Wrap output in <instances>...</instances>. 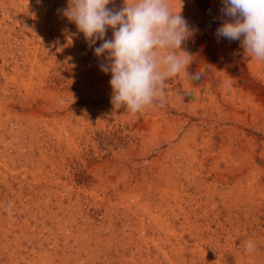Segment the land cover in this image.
Returning <instances> with one entry per match:
<instances>
[{
  "label": "rangeland",
  "instance_id": "obj_1",
  "mask_svg": "<svg viewBox=\"0 0 264 264\" xmlns=\"http://www.w3.org/2000/svg\"><path fill=\"white\" fill-rule=\"evenodd\" d=\"M169 4L193 62L131 114L68 0H0V74L18 85L0 75V264H264V61L217 40L222 0Z\"/></svg>",
  "mask_w": 264,
  "mask_h": 264
},
{
  "label": "clouds",
  "instance_id": "obj_2",
  "mask_svg": "<svg viewBox=\"0 0 264 264\" xmlns=\"http://www.w3.org/2000/svg\"><path fill=\"white\" fill-rule=\"evenodd\" d=\"M113 0H68L63 14L73 21L97 57H105L101 71L111 72L109 81L116 109L125 107L136 114L157 99L163 102L164 86L193 62L182 43L192 34L188 21L180 12L171 10L169 0H134L118 11L108 8ZM223 22L216 29L217 40L240 41L245 52L264 61V0H222ZM113 38L105 39L107 29ZM197 72L191 77L201 79ZM186 93L191 89H185ZM11 207V205H9ZM256 245L249 240L245 252L252 253Z\"/></svg>",
  "mask_w": 264,
  "mask_h": 264
},
{
  "label": "bare ground",
  "instance_id": "obj_3",
  "mask_svg": "<svg viewBox=\"0 0 264 264\" xmlns=\"http://www.w3.org/2000/svg\"><path fill=\"white\" fill-rule=\"evenodd\" d=\"M22 3V2H21ZM215 3V2H214ZM16 4V3H15ZM118 4V3H117ZM12 5V4H11ZM17 5H19V4H17ZM119 5V4H118ZM20 6V5H19ZM44 7H43V10L45 11V10H47L49 7V5H47V4H44L43 5ZM41 8H42V6H41ZM37 11V10H36ZM33 14V13H32ZM27 17V16H26ZM6 29V28H5ZM8 29V28H7ZM2 30V29H1ZM27 30V29H26ZM43 31V30H42ZM7 32V31H6ZM28 32V31H27ZM0 33H2V32H0ZM10 34V33H9ZM57 34V33H56ZM61 34V33H60ZM5 35V34H4ZM23 37H25V36H23ZM3 39V38H2ZM4 39H6V38H4ZM38 39V38H37ZM13 41V40H12ZM26 41V40H25ZM37 42V41H36ZM49 42V41H48ZM53 42V41H52ZM50 43V42H49ZM215 44V43H214ZM7 45V44H6ZM43 45V44H42ZM69 45V44H68ZM225 45V44H224ZM5 46V45H4ZM14 47V46H13ZM36 47V46H35ZM34 47V48H35ZM4 48H6V47H4ZM25 48V47H24ZM61 48V47H60ZM75 48V47H74ZM11 49V48H10ZM23 49V48H22ZM21 49V50H22ZM49 49H50V47H49ZM26 50V49H25ZM54 50H55V48H54ZM66 50V49H65ZM64 50V51H65ZM85 50V49H84ZM242 50V49H241ZM7 51V50H6ZM24 51V50H23ZM70 51V50H69ZM15 52V51H14ZM74 52V51H73ZM7 53V52H6ZM241 53H242V51H241ZM13 54V53H12ZM36 54V53H35ZM45 54V53H44ZM38 55V54H37ZM72 55V54H71ZM93 55V54H92ZM3 56H5V55H3ZM2 56V57H3ZM16 56V55H15ZM45 56V55H44ZM7 57V56H6ZM26 57V56H25ZM77 57V56H76ZM76 57H74V58H76ZM12 58V57H11ZM73 58V57H72ZM42 59V58H41ZM11 61V60H10ZM27 62H28V60H27ZM30 62H33V61H30ZM11 63V62H10ZM15 63H17V62H15ZM33 63H35V62H33ZM28 65V64H27ZM72 65V64H71ZM76 65V64H75ZM30 66V65H29ZM2 67V66H1ZM39 68V67H38ZM87 68V67H86ZM16 69V68H15ZM10 70V69H9ZM20 70V69H19ZM29 71V70H28ZM65 71V70H64ZM61 72V71H60ZM19 73V72H18ZM22 73V72H21ZM28 74V73H27ZM30 74V73H29ZM66 74V73H65ZM90 74V73H89ZM0 75H2V78H3V80H4V82L6 83V84H12V85H14L16 88L18 87V85L14 82V80H15V72L14 71H11V72H8V71H6V70H4V69H2L1 70V74ZM43 75V74H42ZM36 76V75H35ZM90 76V75H89ZM107 77V76H106ZM19 78V77H18ZM72 78V77H71ZM67 80V79H66ZM82 81H83V79H82ZM45 82V81H44ZM102 82V81H101ZM16 84V85H15ZM47 84V83H46ZM67 84V83H66ZM3 85V84H2ZM20 85V84H19ZM98 85V84H97ZM1 86V85H0ZM6 86H8V85H6ZM46 86V85H45ZM3 87V86H2ZM57 87V86H56ZM55 87V88H56ZM1 88V87H0ZM4 88V87H3ZM11 88V87H10ZM22 88V87H21ZM43 88V87H42ZM53 88V87H52ZM5 89H7V88H5ZM45 89V88H44ZM232 89V88H231ZM20 90V89H19ZM45 91V90H44ZM49 92V91H48ZM28 94V93H27ZM31 94H33V93H31ZM30 93H29V95H31ZM44 94V93H43ZM12 95V94H11ZM9 96V95H8ZM13 97V96H12ZM18 97H19V95H18ZM23 97H26V96H23ZM34 97V96H33ZM40 97V96H39ZM19 99V98H18ZM23 99V98H22ZM25 99V98H24ZM24 103H25V101H24ZM244 103V102H243ZM11 104V103H10ZM21 104V103H20ZM26 104V103H25ZM28 104V103H27ZM248 104V103H247ZM7 105V104H6ZM31 105V104H30ZM244 105V104H243ZM26 106V105H25ZM58 107H60V106H58ZM9 108V107H8ZM175 108V107H174ZM2 109H3V107H2ZM21 110V109H20ZM55 110V109H54ZM75 110V109H74ZM77 110V109H76ZM238 110V109H237ZM240 110V109H239ZM5 111V110H4ZM31 111V110H30ZM46 111V110H45ZM93 111V110H92ZM91 111V112H92ZM28 112V111H27ZM61 112V111H60ZM90 112V111H89ZM25 113V112H24ZM42 113V112H41ZM51 113V112H50ZM72 113V112H71ZM75 113H77V112H75ZM140 113V112H139ZM146 113V112H145ZM82 114V113H81ZM29 115H30V113H29ZM35 115V114H34ZM40 115V114H39ZM84 115V114H83ZM36 116V115H35ZM115 116V115H114ZM70 117V116H69ZM116 117V116H115ZM14 118V117H13ZM10 119V118H9ZM32 119V118H31ZM34 119H36V118H34ZM143 119V118H142ZM49 120V119H48ZM51 120V119H50ZM49 120V121H50ZM68 120V119H67ZM144 120V119H143ZM233 120V119H232ZM17 121H19V120H17ZM24 121V120H23ZM31 122V121H30ZM48 122V121H47ZM78 122V121H77ZM0 123H2V122H0ZM34 123V122H33ZM79 123V122H78ZM9 124V123H8ZM29 124V123H28ZM12 125V124H11ZM200 125V124H199ZM78 127V126H77ZM9 129V128H8ZM234 129H235V127H234ZM3 130V129H2ZM35 130V129H34ZM179 130V129H178ZM30 131V130H29ZM242 131V130H241ZM8 132V131H7ZM10 132V131H9ZM4 133V132H3ZM178 133V132H177ZM42 136V135H41ZM56 136V135H55ZM62 137V136H61ZM176 137V136H175ZM174 137V138H175ZM230 137V136H229ZM233 137V136H232ZM264 137V136H263ZM33 138V137H32ZM170 138V137H169ZM176 139V138H175ZM35 140V139H34ZM226 140V139H225ZM33 141V140H32ZM173 141V140H172ZM200 141V140H199ZM203 141V140H202ZM205 141V140H204ZM210 141V140H209ZM221 142V141H220ZM225 142V141H224ZM35 143V142H34ZM222 143V142H221ZM12 144V143H11ZM28 144V143H27ZM31 144V143H30ZM231 144V143H230ZM49 145V144H48ZM238 145V144H237ZM59 146V145H58ZM6 147H9V146H6ZM217 147V146H216ZM5 148V147H4ZM34 148H35V146H34ZM215 148V147H214ZM249 148V147H248ZM22 149V148H21ZM30 149V148H29ZM28 149V150H29ZM48 149V148H47ZM211 149V148H210ZM26 150V149H25ZM19 151V150H18ZM50 152V151H49ZM211 152H213V151H211ZM210 152V153H211ZM207 153H209V152H207ZM32 154H34V153H32ZM210 155V154H209ZM4 156V155H3ZM40 156V155H39ZM32 157V156H31ZM205 157V156H204ZM9 158V157H8ZM4 159V158H3ZM206 159V158H205ZM53 160V159H52ZM55 160V159H54ZM1 161V160H0ZM7 161V160H6ZM45 161H46V159H45ZM3 162V161H2ZM38 162V161H37ZM21 164V163H20ZM208 164V163H207ZM1 165V164H0ZM24 165V164H23ZM12 166V165H11ZM25 166V165H24ZM35 166V165H34ZM46 166V165H45ZM253 166V165H252ZM28 167V166H27ZM8 168V167H7ZM10 168V167H9ZM16 168V167H15ZM24 169V168H23ZM255 169V168H254ZM6 170V169H5ZM35 170V169H34ZM7 171V170H6ZM22 171V170H21ZM26 171H27V169H26ZM47 171V170H46ZM13 173V172H12ZM22 174H23V172H22ZM46 174V173H45ZM47 174H49V173H47ZM30 175V174H29ZM39 175V174H38ZM164 176V175H163ZM162 176V177H163ZM166 176V175H165ZM29 177V176H28ZM52 177V176H51ZM9 179V178H8ZM24 179V178H23ZM42 179V178H41ZM11 180V179H10ZM28 181V180H27ZM45 185V184H44ZM203 186V185H202ZM250 189H252V188H250ZM254 191H256V190H254ZM1 193V192H0ZM35 193V192H34ZM6 194H8V193H6ZM153 195V194H152ZM63 196V195H62ZM249 196V195H248ZM258 197V196H257ZM54 198V197H53ZM164 198V197H163ZM160 200V199H159ZM5 201V200H4ZM102 201V200H101ZM158 202V201H157ZM162 202V201H161ZM166 202V201H165ZM168 203V202H167ZM166 204V203H165ZM53 205V204H52ZM120 205V204H119ZM55 206V205H54ZM58 207V206H57ZM119 207V206H118ZM66 208V207H65ZM13 209V208H12ZM64 209V208H63ZM121 209H122V207H121ZM127 209H128V207H127ZM166 209V208H165ZM256 210V209H255ZM62 211V210H61ZM125 211V210H124ZM257 211V210H256ZM258 212V211H257ZM1 213V212H0ZM263 213V212H262ZM250 214H252L253 215V213H250ZM5 216H6V214H5ZM58 216V215H57ZM262 216H264V215H262ZM254 217H256V216H254ZM5 218V217H4ZM126 218H128V217H126ZM255 219V218H254ZM13 221V220H12ZM130 221V220H129ZM132 222V221H131ZM264 223V222H263ZM13 224V223H12ZM120 224V223H119ZM118 224V225H119ZM125 225V224H124ZM196 225V224H195ZM251 225H253V224H251ZM256 225V224H255ZM260 225V224H259ZM235 226V225H234ZM249 227V226H248ZM165 228V227H164ZM258 230H259V228H257ZM126 230V229H125ZM132 231V230H131ZM228 232V231H227ZM161 233V232H160ZM119 234V233H118ZM6 235V234H5ZM200 235V234H199ZM232 235V234H231ZM124 236V235H123ZM248 236V235H247ZM251 236V235H250ZM164 237V236H163ZM193 237V236H192ZM216 237V236H215ZM134 240V239H133ZM235 240V239H234ZM250 239H248V241H249ZM141 241V240H140ZM235 242V241H234ZM5 243V242H4ZM149 243V242H148ZM154 243V242H153ZM165 243V242H164ZM172 243V242H171ZM177 243V242H176ZM3 244V243H2ZM211 244V243H210ZM260 244V243H259ZM262 244V243H261ZM7 245V244H6ZM9 245V244H8ZM161 245V244H160ZM163 245V244H162ZM191 245V244H190ZM199 245V244H198ZM202 245V244H201ZM240 245V244H239ZM142 246V245H141ZM145 246V245H144ZM135 247V246H134ZM175 247V246H174ZM238 247V246H237ZM161 248V247H160ZM172 248H173V246H172ZM176 248V247H175ZM189 248H191V247H189ZM6 249V248H5ZM139 249V248H138ZM212 249V248H211ZM219 249V248H218ZM208 250V249H207ZM158 251V250H157ZM182 251V250H181ZM234 251V250H233ZM241 251V250H240ZM14 252V251H13ZM138 252V251H137ZM152 252H154V251H152ZM186 252V251H185ZM198 252V251H197ZM203 252V251H202ZM239 252V251H238ZM174 253V252H173ZM196 253V252H195ZM194 253V254H195ZM213 253V252H212ZM245 253V252H244ZM257 253V252H256ZM134 254V253H133ZM193 254V255H194ZM136 255V254H135ZM142 255V254H141ZM7 256V255H6ZM48 256V255H47ZM258 256V255H257ZM134 257V256H133ZM155 257V256H154ZM159 257V256H158ZM191 257V256H190ZM164 258V257H163ZM13 259V258H12ZM40 259V258H39ZM55 259V258H54ZM142 259H143V257H142ZM259 259V258H258ZM10 260V259H9ZM15 260V259H14ZM58 260V259H57ZM62 260H63V258H62ZM155 260V259H154ZM194 260V259H193ZM255 260V259H254ZM8 261V260H7ZM19 261V260H18ZM23 261V260H22ZM145 261V260H144ZM260 261V260H259ZM9 262V261H8ZM14 262V261H13ZM12 262V263H13ZM51 262V261H50ZM65 262V261H64ZM169 262V261H168ZM263 262V261H262ZM45 263H46V261H45ZM49 263V262H48ZM254 263V262H253ZM264 263V262H263ZM11 264V263H10ZM148 264V263H147ZM158 264V263H157ZM190 264V263H189ZM250 264V263H249ZM259 264V263H258Z\"/></svg>",
  "mask_w": 264,
  "mask_h": 264
}]
</instances>
